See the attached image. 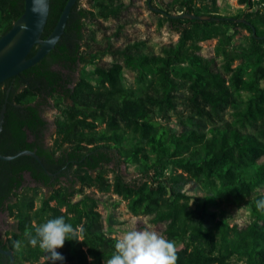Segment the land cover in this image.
<instances>
[{
  "label": "trees",
  "instance_id": "trees-1",
  "mask_svg": "<svg viewBox=\"0 0 264 264\" xmlns=\"http://www.w3.org/2000/svg\"><path fill=\"white\" fill-rule=\"evenodd\" d=\"M85 1L92 9L77 1L53 50L0 84V110L8 100L0 153L35 151L56 174L48 175L30 155L0 160V214L14 221L0 231V246L13 252L14 264H50L47 254L28 244L29 234L63 215L82 231L80 241L66 240L57 249L62 264H104L117 237L106 231L98 210L95 195L101 193L115 194L127 201L131 214L163 224V237L175 247V264H264V210L255 207L264 195V5L238 0L241 10L223 16L217 0L163 2L160 8L169 14L220 20L171 18L150 10L178 39L159 52L139 54L125 45L115 47L114 34L103 24L120 21L126 7L122 0ZM66 2L50 0L43 39ZM23 11L24 0H0V37ZM236 19L248 21L256 36ZM88 25L101 31L103 43L88 36ZM241 29L249 34L234 46ZM210 39L217 42L214 55L206 58L198 50ZM100 53L113 60L99 59ZM127 68L136 72L131 84ZM96 94L108 95L114 106H102ZM50 100L62 115L55 119L52 144L41 115ZM227 109L232 119L219 122ZM27 176L39 186L32 193L25 187ZM191 180L211 191L195 199L199 208L190 205L192 197L184 191ZM223 201L245 208L250 223L231 225L224 211L209 210V204ZM0 264H9V257L0 253Z\"/></svg>",
  "mask_w": 264,
  "mask_h": 264
},
{
  "label": "rangeland",
  "instance_id": "rangeland-1",
  "mask_svg": "<svg viewBox=\"0 0 264 264\" xmlns=\"http://www.w3.org/2000/svg\"><path fill=\"white\" fill-rule=\"evenodd\" d=\"M122 1L125 3L126 7L122 11L120 21L118 22V20L111 18L104 21L103 23L105 27L109 28L108 34H114L112 43L115 47L125 45L136 53L151 54L159 52L162 45L177 41L178 34L170 30L165 22L161 23L159 18L151 13L146 0ZM168 1L170 0H154V4L158 7H162L164 6L163 2ZM206 4L210 7L213 6L211 1L207 2ZM80 5L82 7L92 9V6L85 0H80ZM217 6L219 7L218 13L223 16L235 15L243 7V5L239 4L238 0H217ZM119 23L124 24L122 29L117 27ZM91 32L92 34H90ZM232 32V30H228V34H231ZM87 34L88 36L92 37L96 43H103L105 40L101 31H99V29L95 28L94 26H87ZM248 34L249 33L244 29L239 30L232 40L233 45L236 46L241 44L244 41V37ZM216 42V39H210L200 43V49L198 50V53L206 58L212 57L214 55V47ZM98 58L105 61L113 60L109 54L103 53H100ZM216 62L218 64V70L222 71L223 59L219 58ZM93 68L94 66L91 65L87 67V70ZM80 71L81 69L77 71V76L80 74ZM135 73V71L129 68L125 70V75L129 84L134 81ZM94 99L100 102L102 106H114V101L106 94H96ZM49 102V105L44 108L43 115L48 122L47 140L50 144H52L53 139L56 136V126L54 123L55 119L61 117L62 115L53 105L54 100H50ZM180 111H182L181 106L178 108V113ZM178 113L173 114V119L176 118L175 115L177 116ZM220 116L221 120H218L219 122L231 120V109H227ZM262 161L263 158L259 160V162ZM25 187L30 190V193H32L33 189L39 186L32 183L29 179H26ZM44 191L46 190H40L39 193ZM90 191L91 189L87 190L88 193ZM184 191L192 197V199H190V205L197 208L200 207V203H196L195 199L201 198L206 194L211 193L209 188H206L202 183H198L194 180H191L185 185ZM79 198L80 196H77L75 200ZM95 199L97 201L98 210L103 215L105 229L112 236L119 238L125 231L133 229L150 230L163 236V224H156L152 222L149 217L131 214L127 208V201L122 200L119 196L115 194L96 193ZM208 208L210 211L216 212L217 214L224 211L225 217L231 225L238 224L242 227L249 224L251 221L250 214L247 212V210H245V208H237L229 201H223L220 206L209 204ZM13 222L14 221L11 218H1L0 231L10 228L9 225L13 224ZM6 224H8V227ZM34 257L39 261L44 259L35 255ZM231 264L242 263L233 260Z\"/></svg>",
  "mask_w": 264,
  "mask_h": 264
},
{
  "label": "water",
  "instance_id": "water-1",
  "mask_svg": "<svg viewBox=\"0 0 264 264\" xmlns=\"http://www.w3.org/2000/svg\"><path fill=\"white\" fill-rule=\"evenodd\" d=\"M77 1L78 0H67L55 27L51 33L43 39L42 34L49 17L50 0H24L23 13L14 22L11 29L0 37V84L4 83L9 78L18 76L21 72L36 65L55 48L56 44L64 34L72 7ZM148 7L153 12L171 18L190 17L202 20H220L218 17L211 16L169 14L162 8L155 6L153 0H148ZM236 21L249 25L253 30V35L256 36L255 28L248 21H245L244 19H236ZM34 47H37L36 52L29 57V54ZM7 102L8 100L6 98L0 110V132L3 129ZM23 155L32 156L40 166L45 169L48 175H54L47 170L42 159L35 151L27 149L20 150L12 155H3L0 153V160L11 161ZM0 253L9 257V264H14V256L11 250H6L0 246Z\"/></svg>",
  "mask_w": 264,
  "mask_h": 264
},
{
  "label": "clouds",
  "instance_id": "clouds-1",
  "mask_svg": "<svg viewBox=\"0 0 264 264\" xmlns=\"http://www.w3.org/2000/svg\"><path fill=\"white\" fill-rule=\"evenodd\" d=\"M258 210H264V195L255 201ZM81 225H73L63 215L47 219L29 234L28 244L38 246L48 255L50 264L64 261L57 251L66 240L80 241ZM16 241V246H19ZM175 247L172 241L150 230L125 231L114 242V251L104 264H175Z\"/></svg>",
  "mask_w": 264,
  "mask_h": 264
},
{
  "label": "flooded vegetation",
  "instance_id": "flooded-vegetation-1",
  "mask_svg": "<svg viewBox=\"0 0 264 264\" xmlns=\"http://www.w3.org/2000/svg\"><path fill=\"white\" fill-rule=\"evenodd\" d=\"M156 6V5H155ZM43 111H44V109H42L41 110V115L44 117V115H43ZM45 118V117H44ZM47 130H48V124H47V128L44 130V134H45V137H46V139H47ZM56 174L54 173V175H52V176H55ZM27 179H29L32 183H34L31 179H30V177L29 176H27ZM34 184H37V183H34ZM1 218H8L7 216H6V214H4V213H2V214H0V219ZM4 221V220H3ZM5 222V221H4ZM12 225V224H11ZM11 225H9V227L11 226ZM6 226L8 227V224H6ZM6 230H8V228H6V229H4L3 230V232H5Z\"/></svg>",
  "mask_w": 264,
  "mask_h": 264
},
{
  "label": "built area",
  "instance_id": "built-area-1",
  "mask_svg": "<svg viewBox=\"0 0 264 264\" xmlns=\"http://www.w3.org/2000/svg\"><path fill=\"white\" fill-rule=\"evenodd\" d=\"M252 2H254V3H258V2H260L261 5H264L263 0H252Z\"/></svg>",
  "mask_w": 264,
  "mask_h": 264
}]
</instances>
